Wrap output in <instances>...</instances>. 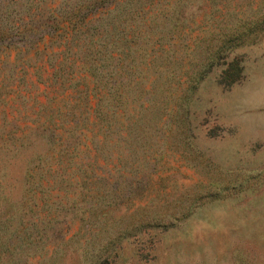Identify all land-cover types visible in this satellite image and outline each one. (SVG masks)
<instances>
[{"label":"rangeland","instance_id":"rangeland-1","mask_svg":"<svg viewBox=\"0 0 264 264\" xmlns=\"http://www.w3.org/2000/svg\"><path fill=\"white\" fill-rule=\"evenodd\" d=\"M154 2L109 14L85 79L53 73L49 37L0 46V264H264V0Z\"/></svg>","mask_w":264,"mask_h":264},{"label":"trees","instance_id":"trees-1","mask_svg":"<svg viewBox=\"0 0 264 264\" xmlns=\"http://www.w3.org/2000/svg\"><path fill=\"white\" fill-rule=\"evenodd\" d=\"M16 3L19 8L15 10L12 5ZM155 6L154 0H4L0 4V46L9 48L16 47L17 43L22 46L29 44L26 49L28 52L49 37L48 40L54 44L52 51L47 54L52 59L49 64L53 73L71 80V76L80 70L84 72L85 79L87 75H96L97 67L88 57L95 51V44L100 42L104 46L110 43L111 37L109 40L105 38L110 33L111 26L117 28L120 25L116 19H109V14L121 16L124 29L126 15L130 19L141 13L150 16ZM105 14L107 16H104ZM106 19L111 22L105 24ZM121 35L123 36V33ZM113 52L115 53V50L110 51L108 57H120L115 56ZM120 72L122 70L118 67L113 75L118 78ZM111 87L113 91L108 92L105 98L113 107L109 111L99 113L102 116L101 123L107 129L104 138L123 142L130 136L129 132L136 136L135 123L139 117L135 106L133 111H130L124 105L121 82L113 79ZM50 136L53 140H59L62 152L70 148L63 143L61 135L54 129L50 130ZM93 137L97 139V135L93 134ZM83 138L85 141L91 140L86 134H83ZM53 144L56 148L58 143L53 141ZM35 167L38 168L33 165L31 169Z\"/></svg>","mask_w":264,"mask_h":264}]
</instances>
